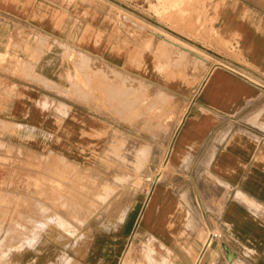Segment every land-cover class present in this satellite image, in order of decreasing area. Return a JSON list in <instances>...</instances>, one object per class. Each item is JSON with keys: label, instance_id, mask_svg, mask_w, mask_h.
<instances>
[{"label": "crops", "instance_id": "0c3cea01", "mask_svg": "<svg viewBox=\"0 0 264 264\" xmlns=\"http://www.w3.org/2000/svg\"><path fill=\"white\" fill-rule=\"evenodd\" d=\"M133 1L0 0V54L19 61L0 69V189L74 196L82 208L75 232L56 212L8 254L13 264H117L147 238L179 264H264V0L199 7L211 33L188 42L216 63L198 84L121 18L169 30ZM93 62L112 68L110 87L75 83L92 78ZM211 232L220 247L206 246Z\"/></svg>", "mask_w": 264, "mask_h": 264}, {"label": "rangeland", "instance_id": "374dc122", "mask_svg": "<svg viewBox=\"0 0 264 264\" xmlns=\"http://www.w3.org/2000/svg\"><path fill=\"white\" fill-rule=\"evenodd\" d=\"M172 1L173 0L133 1L139 6H136L139 10L150 14L158 21V24H165L168 26L169 30L162 29L159 25H152L142 19L136 18L124 10H120L119 14L123 20H129L136 25L137 29L133 31V33L136 34L137 37L158 40L163 45L162 49L157 51L160 58L166 59L169 62L167 63L171 64L174 68L183 70L185 73L190 74L191 82L198 84L203 78V74L201 73L203 71L206 72L216 63L206 52L195 48L190 42H188L193 41L194 39L198 40L199 38H206L207 41L208 35L211 33V31L209 33L206 28L204 9L202 8L199 10V7L204 5L206 0H184L180 3L179 9L169 7L168 4H171ZM195 8H197V10H194ZM193 18H196V22H193ZM166 35H170L188 47H192V49L196 52L191 50L188 54L183 53L179 46L175 47L166 42L165 39L168 38ZM178 44L181 46L183 45L180 43ZM73 56L74 53L72 57ZM9 66H11L14 71L15 68L19 67V61L14 56H10L8 53L0 54V69L8 71ZM86 71L89 76H92V78L89 77L87 81H81L79 76L74 74V81L77 85L89 88L93 84L94 87L97 85L100 86V88H108L112 85V83H114L112 79V76H114L112 68H109L105 64H96L93 62L88 65ZM115 76V82H120V85L123 87L125 81L127 80L122 75L117 74ZM140 87V83L137 82L138 104L144 103L145 100L144 95L140 94ZM102 96L106 97V102H109L112 99V94L108 96L107 94H103ZM161 97L162 98L158 97L160 104H167L169 100L166 96L162 94ZM186 106L187 103L185 104V108ZM160 114V110L153 111L154 118L159 119ZM181 115L182 112H179L177 117L175 116L176 122L179 121ZM172 118L173 117L171 115H165V119ZM142 153L144 155V151ZM163 166L164 164L161 165L160 170H162ZM156 178H160V176L158 175ZM73 197L71 196L67 197V199L59 198L58 200H52L46 195L28 197L16 194V192L0 189V264H13L16 256L9 255L8 251L10 249H15L20 240L34 234H39L40 230L37 226L38 223L36 222L44 221L56 212L63 215L74 225L75 228H70L72 232L78 230L79 227H81L80 220L82 219V208L80 205H77V199H74ZM42 207H47V210H43ZM84 217L86 218V216ZM54 224L56 225V223ZM58 224L63 228L66 225L59 222ZM214 242L215 243L213 244H218L220 247V238L214 240ZM148 243L151 244L149 245ZM147 247L152 248L154 260L159 261L161 259V255H164L168 261L170 260L171 262L179 264L177 256L172 254L170 250L161 246L156 240L147 238H139L136 241H132L131 245L128 246L117 264H121L123 259L125 260L127 257L126 253L130 256L129 264H153L149 263L150 261L147 258ZM193 261H195V256L193 257Z\"/></svg>", "mask_w": 264, "mask_h": 264}, {"label": "bare ground", "instance_id": "6f19581e", "mask_svg": "<svg viewBox=\"0 0 264 264\" xmlns=\"http://www.w3.org/2000/svg\"><path fill=\"white\" fill-rule=\"evenodd\" d=\"M182 1H184V0H173L172 2H171V4H168L169 5V7H173V8H177V9H179V6H180V3L182 2ZM169 9H171V8H169ZM155 30V29H154ZM162 32V31H161ZM168 38H166L165 40H166V42L167 43H169L170 45H172V46H175V47H177V46H179L181 49H183L184 51H190V50H193L192 49V47H188L187 45H185L184 43H182L181 41H179V40H177L176 38H174V37H172V36H170V35H166ZM164 38V37H163ZM178 43H180V44H183L184 46H187V47H184L183 45L181 46V45H179ZM191 48V49H190ZM194 51V50H193ZM194 52H196V51H194ZM184 53V52H183ZM187 53V52H186ZM185 53V54H186ZM187 56V55H186ZM204 59V58H203ZM206 60V59H205ZM194 62V61H193ZM188 109V105L186 106V108H185V111ZM185 111L183 112V114L181 115V117L183 118L184 117V114H185ZM180 117V119H179V121L182 119ZM180 125V124H179ZM165 161L164 162H166V159H164ZM60 216V215H59ZM58 219V222L59 223H61V224H66V222L63 220V219H61V218H57ZM65 219V218H64ZM66 220V219H65ZM188 221H190V220H188ZM213 233H216V234H219V233H217V232H213ZM213 240H211L210 239V237H207V239H206V246L207 245H209L211 242H212ZM149 245L151 244V243H148ZM205 244V243H204ZM153 250H152V248H150V247H147L146 248V254H147V258H148V260L150 261L149 263H153V264H173L170 260L168 261V259L163 255V256H161V259L159 260V261H156V260H154L153 259V252H152ZM154 255H155V253H154ZM127 256V257H126ZM126 258H125V260L123 259V261L121 262V264H129V262H130V256L129 255H127V253H126ZM200 259V258H199ZM198 259H196V261H197ZM139 264V263H138Z\"/></svg>", "mask_w": 264, "mask_h": 264}, {"label": "built area", "instance_id": "2783aa9c", "mask_svg": "<svg viewBox=\"0 0 264 264\" xmlns=\"http://www.w3.org/2000/svg\"><path fill=\"white\" fill-rule=\"evenodd\" d=\"M208 237H210V239L213 240V242H214V240H216V239H218V238L221 237V234H216V233L211 232V233L208 235ZM213 242H212V243H213Z\"/></svg>", "mask_w": 264, "mask_h": 264}, {"label": "water", "instance_id": "95a60500", "mask_svg": "<svg viewBox=\"0 0 264 264\" xmlns=\"http://www.w3.org/2000/svg\"><path fill=\"white\" fill-rule=\"evenodd\" d=\"M232 257H233V253H232L231 250L228 249V253H227V256H226L227 260L231 261Z\"/></svg>", "mask_w": 264, "mask_h": 264}]
</instances>
